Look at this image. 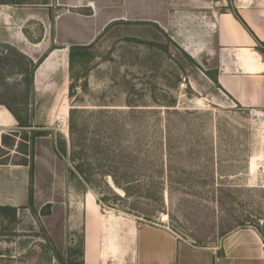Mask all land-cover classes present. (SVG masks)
Listing matches in <instances>:
<instances>
[{
	"label": "rangeland",
	"instance_id": "1",
	"mask_svg": "<svg viewBox=\"0 0 264 264\" xmlns=\"http://www.w3.org/2000/svg\"><path fill=\"white\" fill-rule=\"evenodd\" d=\"M48 1L0 3L41 7ZM55 13L53 7L51 20ZM37 21H26L34 41L43 33ZM46 52L38 50L31 58L0 43V104L49 132L36 145L37 215L25 207L15 218L0 215V264H85L78 251L85 214L79 194L86 186L70 177L69 158L47 152L60 135L85 149L87 173L94 175L88 187L102 209L130 213L202 246H217L243 227L258 229L264 238L261 111L226 96L153 23L111 24L84 64L78 62L72 72L69 65L68 91L62 96H57L62 70L48 80L52 86L45 93L29 91L33 67ZM5 153L9 162L23 159L15 147ZM40 221L63 262L53 255Z\"/></svg>",
	"mask_w": 264,
	"mask_h": 264
},
{
	"label": "crops",
	"instance_id": "2",
	"mask_svg": "<svg viewBox=\"0 0 264 264\" xmlns=\"http://www.w3.org/2000/svg\"><path fill=\"white\" fill-rule=\"evenodd\" d=\"M53 7L56 13L51 20ZM34 20L43 26L37 41L26 30V21ZM120 21L158 25L178 49L206 71H215L220 87L213 83L226 96L264 114V0H50L41 7L0 3V43L17 46L31 58L38 50L47 51L34 71L33 94L49 90L48 80L62 70L65 78L57 92L62 96L68 91L70 47L91 45ZM32 124L35 129V120ZM9 129L22 128L8 107L0 104V146ZM47 135L38 137L34 146V191L36 145ZM49 151L59 156L56 145L47 147ZM29 187L28 165L0 163V206L26 209ZM79 195L85 208V264H264V238L254 227L231 231L217 246H202L130 213L102 209L88 186Z\"/></svg>",
	"mask_w": 264,
	"mask_h": 264
},
{
	"label": "trees",
	"instance_id": "3",
	"mask_svg": "<svg viewBox=\"0 0 264 264\" xmlns=\"http://www.w3.org/2000/svg\"><path fill=\"white\" fill-rule=\"evenodd\" d=\"M54 19V17H53ZM173 42V41H172ZM93 43L91 45H74L70 47L69 52V65H70V71L72 72L75 65L79 62L80 64H84L86 60L91 55L90 49L92 48ZM177 46V45H176ZM179 47V46H178ZM179 49L197 66L198 63L188 54L186 53L182 48L179 47ZM45 56H43L38 63H36L33 67L31 77H30V92L33 93V76L34 71L37 68V66L44 60ZM206 75L218 86L217 78L216 76L212 75L209 71H205ZM75 84L71 83L70 85V91H74ZM8 109L15 115V117L19 121V126L22 128L19 131L11 132L10 134H3L2 137V145L0 146V163H6L8 160L5 156L7 153H5V148L14 149V146L18 145L17 150L23 154V159L19 161L21 164L28 165L30 167V187H29V204L27 208H29L34 215H37V209L35 207V199H34V171H35V162H34V156L36 154L35 151V143L36 139L41 136L47 135L49 132L45 129H33V124L30 118L24 119L21 117L17 112H15L10 106L6 105ZM72 112V111H71ZM75 127V120L73 119V116L70 115V132L71 136L74 134L73 129ZM32 128V129H30ZM20 137V139H17V137ZM56 145V152L61 158H69L72 162V167H70V177L72 178H78L79 182L81 184H84L86 186L89 185V183L92 182V179L94 175L88 174L87 171L90 170L89 163H87L83 155L85 153V149L78 148L75 146L74 139H70L68 141L65 137L59 136L56 139L55 142ZM72 178V179H73ZM114 182L116 185H119L117 179L113 176ZM120 186V185H119ZM103 200H108V197L104 196ZM17 207H11V206H0V215L4 217H9V215L12 216V218L16 217ZM49 214V213H46ZM40 225L42 230L44 231V237L46 239V242L49 244L51 251L53 255L58 258L60 261H62V256L59 253L58 249L53 243L52 238L47 233L44 224L42 221H40ZM83 255V245L81 249L78 251ZM63 262V261H62Z\"/></svg>",
	"mask_w": 264,
	"mask_h": 264
},
{
	"label": "bare ground",
	"instance_id": "4",
	"mask_svg": "<svg viewBox=\"0 0 264 264\" xmlns=\"http://www.w3.org/2000/svg\"><path fill=\"white\" fill-rule=\"evenodd\" d=\"M253 165V164H252ZM253 168V167H252ZM255 168V167H254Z\"/></svg>",
	"mask_w": 264,
	"mask_h": 264
}]
</instances>
